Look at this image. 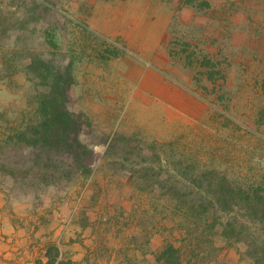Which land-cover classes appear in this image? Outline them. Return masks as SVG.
Returning a JSON list of instances; mask_svg holds the SVG:
<instances>
[{"label":"rangeland","instance_id":"obj_1","mask_svg":"<svg viewBox=\"0 0 264 264\" xmlns=\"http://www.w3.org/2000/svg\"><path fill=\"white\" fill-rule=\"evenodd\" d=\"M192 2L0 0V264H161L168 241L185 264H253L244 241L264 246V222L242 193L264 197V0ZM38 57L72 66L88 170L30 143ZM200 189L243 242L179 223Z\"/></svg>","mask_w":264,"mask_h":264},{"label":"trees","instance_id":"obj_2","mask_svg":"<svg viewBox=\"0 0 264 264\" xmlns=\"http://www.w3.org/2000/svg\"><path fill=\"white\" fill-rule=\"evenodd\" d=\"M192 1L190 0V4H193ZM30 67L39 71L38 76L41 78V83L46 86V89L39 93L38 111L41 119L35 138L30 140V143L39 145L45 152H67L88 170L87 156L90 153V148L82 141L80 135L83 126L90 122L85 113L73 111L68 106L71 99V87L76 81L72 66L59 65L55 67L49 61L38 57L33 59ZM191 179L192 182L197 181L193 176ZM243 192L242 196L245 195L248 201L251 199L260 201L254 207H256L257 213H261V221L264 222V197L256 192L253 199L248 191L244 190ZM197 193L200 194L199 201L183 206L179 213L181 216L179 223L184 227L185 223L196 221L201 225L202 237L208 233L212 237L221 234L226 237L229 244L243 242V238L240 236L234 237L235 225L232 223L225 225L222 222L218 224L217 221L212 220L213 201H208V192L205 189H200ZM227 193L226 190L222 191V197H224L221 199L222 201L227 197ZM251 208L253 207L251 206ZM244 243L246 245L245 253L252 259L253 264H264V246L256 248L249 242L244 241ZM157 260L161 264H185V252L181 245H177L174 241H168L158 251Z\"/></svg>","mask_w":264,"mask_h":264},{"label":"crops","instance_id":"obj_3","mask_svg":"<svg viewBox=\"0 0 264 264\" xmlns=\"http://www.w3.org/2000/svg\"><path fill=\"white\" fill-rule=\"evenodd\" d=\"M171 12V11H170ZM96 15H97V12L95 13ZM171 14V13H170ZM96 16H94V20H92V24L94 25V26H96V27H100V26H98V23L96 22ZM167 26H168V22L166 23V27H165V30H166V28H167Z\"/></svg>","mask_w":264,"mask_h":264}]
</instances>
